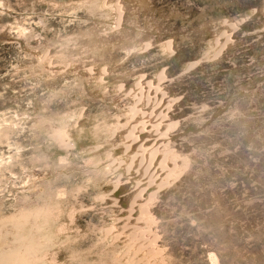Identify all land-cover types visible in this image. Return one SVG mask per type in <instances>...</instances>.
<instances>
[{
    "label": "rangeland",
    "instance_id": "1",
    "mask_svg": "<svg viewBox=\"0 0 264 264\" xmlns=\"http://www.w3.org/2000/svg\"><path fill=\"white\" fill-rule=\"evenodd\" d=\"M0 259L264 264V0H0Z\"/></svg>",
    "mask_w": 264,
    "mask_h": 264
},
{
    "label": "bare ground",
    "instance_id": "2",
    "mask_svg": "<svg viewBox=\"0 0 264 264\" xmlns=\"http://www.w3.org/2000/svg\"><path fill=\"white\" fill-rule=\"evenodd\" d=\"M50 57V56H49ZM131 136V135H130ZM130 138V137H129ZM131 142V141H130ZM129 148H130V145H129ZM147 149V148H146ZM127 151V150H126ZM134 152H137V151H134ZM152 152V151H151ZM154 152V151H153ZM131 154H133V153H131ZM152 154V153H151ZM148 156H149V154H148ZM132 157V156H131ZM134 158V157H133ZM133 158H131V159H133ZM153 158V157H152ZM151 158V159H152ZM148 159V158H147ZM150 159V160H151ZM154 159V158H153ZM134 160V159H133ZM131 161V160H130ZM151 162V161H150ZM109 163V162H108ZM142 163V162H141ZM130 164V163H129ZM127 165H128V163H127ZM108 166V165H107ZM118 166V165H117ZM126 166V165H125ZM127 167V166H126ZM116 168V167H115ZM129 168V167H128ZM125 169H127V168H125ZM124 171V170H123ZM126 171V170H125ZM129 171V170H128ZM141 190V189H140ZM140 208H142V207H140ZM140 208H138V209H140ZM39 214H41V213H39ZM109 231H111V230H109ZM109 234H111L110 232H109ZM117 234V233H116ZM118 235V234H117ZM119 239V238H118ZM22 245H24V244H22ZM134 245V244H133ZM21 247H23V246H21ZM28 248V247H27ZM23 248H21L20 250H22ZM24 250V249H23ZM35 251V250H34ZM22 252V251H21ZM23 252H25V251H23ZM27 252V251H26ZM25 252V255H28L27 253ZM33 252V251H32ZM35 253V252H34ZM11 254V253H10ZM14 254V253H13ZM17 254V253H16ZM20 255V254H19ZM22 255V254H21ZM35 255V254H34ZM5 257V256H4ZM15 257H16V255H15ZM18 257V256H17ZM35 257V256H34ZM2 259H4V261H6V259L5 258H3V257H1ZM6 258H8L7 256H6ZM29 259V258H28ZM8 260V259H7ZM14 260H17V259H14ZM20 260V259H19ZM26 260V259H25ZM35 260V259H34ZM10 261V260H9ZM9 261H8V264H9ZM29 261H31V260H29ZM0 262L2 263L3 261L0 259ZM14 262H16V261H14ZM19 262H22L21 260L19 261ZM25 263V262H24ZM24 263H22V264H24ZM3 264H5V263H3ZM17 264H18V262H17ZM21 264V263H20ZM27 264V263H26ZM30 264V263H29Z\"/></svg>",
    "mask_w": 264,
    "mask_h": 264
}]
</instances>
